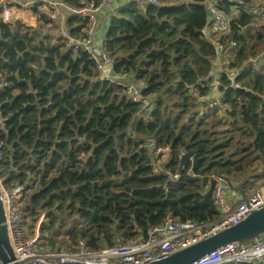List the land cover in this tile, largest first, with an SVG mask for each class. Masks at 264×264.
<instances>
[{"label": "trees", "instance_id": "1", "mask_svg": "<svg viewBox=\"0 0 264 264\" xmlns=\"http://www.w3.org/2000/svg\"><path fill=\"white\" fill-rule=\"evenodd\" d=\"M219 6L234 17L229 31L213 38L226 46L223 60L243 89L231 90L221 74L224 98L215 108L206 98L218 52L205 34L209 15L203 6L132 2L111 16L103 49L114 62L112 72L144 83L143 95L156 102L151 113L130 98L128 86L101 78L102 56L70 48L63 37L54 42L43 24L31 33L20 22L0 21V83L9 84L0 88L8 131L0 130L7 142L0 177L4 187L24 186L25 218L31 233L40 219L44 248L76 249L85 241L94 251L111 249L169 214L214 221L219 210L212 174L231 186L260 176L264 104L260 113L253 109L264 99V0H220ZM69 22L76 36L84 35L76 23L87 22ZM153 141L171 147L173 172L180 148L196 150L195 172L189 173V163L167 183L155 170Z\"/></svg>", "mask_w": 264, "mask_h": 264}, {"label": "built area", "instance_id": "2", "mask_svg": "<svg viewBox=\"0 0 264 264\" xmlns=\"http://www.w3.org/2000/svg\"><path fill=\"white\" fill-rule=\"evenodd\" d=\"M118 1H123L124 4L140 2L157 7H173L183 4L201 5L209 15V26L212 32L218 35L229 31L233 19L230 14L225 13L220 8V0H183L179 4H167L163 0H81L80 5H72L62 0H0V21L5 25L16 24L19 22L18 19L16 20V15L20 9L36 8L38 11L35 18L36 23H40V18L42 19L45 28L49 31L51 37L54 38V42L63 37L64 43L70 48L82 50L94 57L102 56V59L98 62L101 78L105 81L113 82L118 86H128L132 98V94L133 97H136L142 93L141 84L129 83L126 81L125 75H115L112 72L114 62L110 54L103 49L102 42L96 38L97 23L101 12L112 8ZM118 12L115 11L113 14H118ZM63 17L87 22L84 35L75 36L69 32L63 36L54 35L53 31L56 23ZM25 18L34 19L27 14H25ZM213 44L218 50L225 47L216 41H213ZM226 77L233 80L231 84L229 83L231 87H235L238 91L243 89L241 84L236 81L237 73L234 70H229ZM8 85V82L4 81L0 83V88ZM222 85L221 77H219L215 80L212 89H218ZM246 91H250V89L247 88ZM195 92L199 95V89L196 88ZM221 101L220 99L210 98V96L206 98V104L210 108L217 107ZM263 104L264 99H262L259 105L262 107ZM259 105L258 107H260ZM260 111L255 113H260ZM2 153L3 146L2 141H0V158L2 157ZM23 191V185L7 188L2 184V200L6 210L8 232L17 261L21 264H72L75 251L70 249L47 250L41 245L38 236H31L28 233L26 218L22 204L20 203ZM237 206L238 213L224 219L222 222H213L206 225L205 223L186 221L168 215L166 220L160 224V227L167 236L173 238L181 247L205 240L215 233L239 223L252 212L264 208V178L253 190L246 192L241 197L237 202ZM219 260H223L224 262L236 261L239 264L263 262L264 232L243 241H235L223 245L205 255L198 264H211ZM0 264H5L1 256Z\"/></svg>", "mask_w": 264, "mask_h": 264}, {"label": "clouds", "instance_id": "3", "mask_svg": "<svg viewBox=\"0 0 264 264\" xmlns=\"http://www.w3.org/2000/svg\"><path fill=\"white\" fill-rule=\"evenodd\" d=\"M118 11H120V10H118ZM112 15H116V14H112ZM213 34L214 33L212 32V42H210V43H212V45L214 46L213 41H216V40H214ZM216 42H218V41H216ZM102 46L104 48L105 44L103 43ZM224 48L221 50H218L216 48V50L218 52V56H219L220 51L223 53ZM220 77H221V75H220ZM139 84H141V92L142 93L139 96L133 97V101L142 102L144 104V107H145L144 112L147 111L148 113H151L156 108V102L152 98L146 97L143 95L144 83L141 82ZM213 85L211 88H213ZM222 86H220V87H222ZM220 87L218 89H212V91L220 90ZM223 98H224V96H223ZM3 140L4 139L0 138V141H3ZM6 146H7V142H6ZM5 148H3V153H2V157H1L3 159H4ZM189 151H191V150H187V149H183V148L179 149V151H178L179 165H178L176 172H173L171 169H169V164H170L171 159L173 157L171 147L170 146H158L157 142L153 141L151 143L150 155L155 158V170H156L157 174L166 175L167 176V183H172L181 177L183 170L186 168L187 164H189V163H191V165H192L190 170H189V173H194L196 168L194 169L193 159L189 160V162H187V164H185L183 166L182 172L179 173V168L181 165L182 158ZM194 151H196V150H194ZM196 155H197V152H196ZM197 157H198V155H197ZM210 178L212 179V182H213V185H212V187H210V189H212L213 198H214L216 206L219 210V217L214 221H207V222H199V221H196L194 219H186V221H194V222L205 223L206 225H209L213 222H222L224 219L230 218V217H232L238 213L237 203L233 206H230L227 202V197L230 193L231 185L228 182V180L225 178V176L212 174L210 176ZM253 189H251V190H253ZM251 190H249V191H251ZM249 191H247V192H249ZM26 225H27L28 233L31 236H37L34 233L30 232L29 224L27 223V221H26ZM137 232H138L137 236L131 242L124 243V244L116 246L114 248L102 250V251H94L88 247L87 242L80 241V243L76 249H70V250L75 251L74 256H73V260H72V264H151L153 262H157V261L163 260L165 258H168V257L172 256L173 254H175V253H177L183 249H186V248H188L194 244L201 242V241H199V242L193 243L191 245L181 247L178 243H176V241L173 238L167 236L164 233V231L160 227V225L151 226L150 228H148V230L145 233L142 232V230H140V229H137ZM38 239L40 241V236L38 237ZM56 249H59V248H56ZM47 250H54V249H47ZM60 250H67V249H60ZM202 258H200L199 260H197L191 264L200 263ZM211 264H239V263L236 261L224 262L223 260H219V261H215Z\"/></svg>", "mask_w": 264, "mask_h": 264}, {"label": "water", "instance_id": "4", "mask_svg": "<svg viewBox=\"0 0 264 264\" xmlns=\"http://www.w3.org/2000/svg\"><path fill=\"white\" fill-rule=\"evenodd\" d=\"M103 45V43H102ZM0 130L8 135L5 126V119L0 113ZM257 148V140H254ZM3 148L6 147V141H2ZM193 159L194 169L198 164L196 151L191 150L182 158L179 173L189 160ZM3 158L0 159L2 161ZM264 232V208L252 212L249 216L241 220L239 223L232 225L222 231L215 233L209 238L194 244L186 249H183L172 256L163 260L153 262L151 264H191L212 251L220 248L223 245L243 241ZM0 256L5 264H21L17 261L16 255L10 240L8 232V223L6 218V210L2 200V183L0 178Z\"/></svg>", "mask_w": 264, "mask_h": 264}, {"label": "crops", "instance_id": "5", "mask_svg": "<svg viewBox=\"0 0 264 264\" xmlns=\"http://www.w3.org/2000/svg\"><path fill=\"white\" fill-rule=\"evenodd\" d=\"M166 3V2H165ZM169 4V3H167ZM174 4V3H173ZM124 5L123 1H118L116 2L112 8L109 9H105L101 12L100 17L98 19V23H97V32H96V38L98 41H101L105 44V34L106 32H108V29L110 28V23H111V16L115 11L120 10V8ZM28 20H30L28 18ZM69 20H71L68 17H63L60 18L58 20V22L56 23L55 29L53 31L54 35L57 36H63L65 33L69 32L71 34H74L75 36L77 35L75 32L72 31L71 23L69 22ZM77 21V20H76ZM69 22V23H68ZM81 22V21H79ZM39 24H43V29H44V33L49 31L45 28V25L42 21V19L40 18V23ZM77 27H80V33H85V27H82L81 23H76ZM205 34L206 37L208 39V41L212 42V31L211 28L209 26V22L208 25L205 28ZM49 35L51 36V34L49 33ZM217 75H216V79L220 77L221 74H227L229 71L228 65L227 63L223 60L222 57V52H219V56H218V61H217ZM233 80L228 79V83L231 84ZM210 98H214V99H223V94L220 90H215L212 91V93L210 94ZM258 108V112L260 111V107ZM261 169V168H260ZM263 178H264V173H263ZM247 179L245 180L243 186H231L230 189V193L227 197V202L230 206L235 205L240 199L241 197L249 190H247Z\"/></svg>", "mask_w": 264, "mask_h": 264}, {"label": "rangeland", "instance_id": "6", "mask_svg": "<svg viewBox=\"0 0 264 264\" xmlns=\"http://www.w3.org/2000/svg\"><path fill=\"white\" fill-rule=\"evenodd\" d=\"M163 2H167V3H181L180 0H163ZM236 9V6H233V10ZM252 13H258L260 14V12L258 11V9H253L251 11ZM25 14H27L29 17H32L34 19L28 20L25 18ZM38 14V11L36 8H28L26 10H22L20 9L16 15V20L18 19L19 22L21 24H24L26 26H29V31L31 33H33V29L37 28V23L35 21L36 15ZM232 17H234V14H230ZM262 18L264 20V13L262 14ZM40 32H42L40 30ZM47 36H45L46 38ZM261 62H264V60H262ZM235 88V87H234ZM236 89V88H235ZM252 90V89H251ZM133 100V94H132V98ZM261 107V105H259ZM258 107V106H257ZM258 112V108L254 107L253 109V113ZM254 140V139H253ZM253 140H251L253 142ZM263 173H264V169H259L257 174H260V176L258 178H256L254 175H251L250 177L247 178V190H251L253 189L262 179H263ZM40 224L41 221L40 219L38 220L37 224H36V228L32 230V232L37 235L38 237L40 236V234L42 233L40 231Z\"/></svg>", "mask_w": 264, "mask_h": 264}, {"label": "bare ground", "instance_id": "7", "mask_svg": "<svg viewBox=\"0 0 264 264\" xmlns=\"http://www.w3.org/2000/svg\"><path fill=\"white\" fill-rule=\"evenodd\" d=\"M231 90L235 91V88L232 86V87H231Z\"/></svg>", "mask_w": 264, "mask_h": 264}]
</instances>
